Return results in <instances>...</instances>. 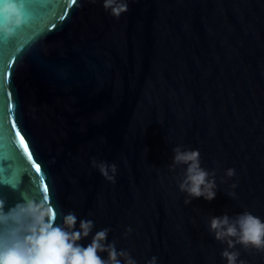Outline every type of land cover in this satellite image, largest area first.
<instances>
[{
  "label": "water",
  "instance_id": "1",
  "mask_svg": "<svg viewBox=\"0 0 264 264\" xmlns=\"http://www.w3.org/2000/svg\"><path fill=\"white\" fill-rule=\"evenodd\" d=\"M21 40L0 91L5 209L43 199L47 183L55 214L109 228L138 264H227L211 217L264 219V0H128L119 17L103 0H36L0 65ZM177 144L215 173L213 200L185 202ZM93 159L117 165L115 182ZM233 250L264 264L262 249Z\"/></svg>",
  "mask_w": 264,
  "mask_h": 264
},
{
  "label": "clouds",
  "instance_id": "2",
  "mask_svg": "<svg viewBox=\"0 0 264 264\" xmlns=\"http://www.w3.org/2000/svg\"><path fill=\"white\" fill-rule=\"evenodd\" d=\"M103 7L119 17L128 10V0H103ZM24 22L23 0H0V34L11 37ZM92 165L107 180L115 182L116 164L93 159ZM176 166L184 168L179 189L190 198L186 203L193 198H215V173L202 167L198 149L177 144L170 167ZM226 175L234 176L235 169H227ZM57 217L62 218L60 223L56 222ZM94 228L93 220L78 218L73 211L54 214L45 199L24 194L20 202L6 210L4 199L0 198V264H138L128 251L118 250L115 241H108L109 228L95 232ZM208 228L216 240L227 245L221 253L227 264H244L238 260L239 252L233 250L236 244L264 250V219L251 212L213 215ZM89 236L90 243H80ZM157 260L153 256L147 264H157Z\"/></svg>",
  "mask_w": 264,
  "mask_h": 264
},
{
  "label": "snow or ice",
  "instance_id": "3",
  "mask_svg": "<svg viewBox=\"0 0 264 264\" xmlns=\"http://www.w3.org/2000/svg\"><path fill=\"white\" fill-rule=\"evenodd\" d=\"M35 2H36V0H23V9H24V15L25 16H26V13L27 14H30V6L32 4H34ZM72 2L75 3L76 0H72ZM62 19H63V17H62ZM22 34L23 33H21V35ZM22 42L23 41L21 40V42H17L16 43L14 50L11 51V55L8 58L7 62H6L7 63V66L5 67L4 65H0V79H2V84H0V91H5L4 90L3 80H4V77H5V73H6V70H7V67H8L9 60H12L13 57L18 54L19 48H20V44ZM8 44H9V36L0 34V46H3L4 48H7L8 47ZM7 95H11V94L10 93H7ZM9 111H10V109H9ZM12 127L15 128V121H13ZM16 135L19 136L20 142L23 145L25 152H27V158H28V160L31 161V163L34 165L35 172L36 173H40L41 172V167L33 159L32 153L30 151H28V145H27V143H25L24 137L23 136H20L18 129L16 131ZM0 171H3V167L2 166H0ZM40 179L43 180V176H41ZM3 182L4 183H12L13 186H15L16 183H17V182H10V181H7V180H4ZM48 192H49V185L47 183H45L43 185V193H44L43 199L48 200V196H47V193ZM53 213L55 214L54 211H53Z\"/></svg>",
  "mask_w": 264,
  "mask_h": 264
}]
</instances>
